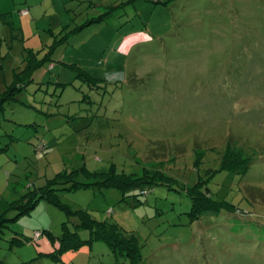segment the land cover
I'll list each match as a JSON object with an SVG mask.
<instances>
[{"label": "rangeland", "instance_id": "374dc122", "mask_svg": "<svg viewBox=\"0 0 264 264\" xmlns=\"http://www.w3.org/2000/svg\"><path fill=\"white\" fill-rule=\"evenodd\" d=\"M3 14L0 200L59 173L65 190L8 213L0 264H131L87 242L83 212L135 237L139 264H264V0H0ZM227 153L245 174L221 170ZM146 171L170 180L97 184ZM206 192L220 206L199 213Z\"/></svg>", "mask_w": 264, "mask_h": 264}, {"label": "trees", "instance_id": "16d2710c", "mask_svg": "<svg viewBox=\"0 0 264 264\" xmlns=\"http://www.w3.org/2000/svg\"><path fill=\"white\" fill-rule=\"evenodd\" d=\"M103 16L104 15H101L96 20H102V19L105 20L106 18H103ZM7 17H8L7 14L0 15V18L2 19H7ZM8 88L10 90L14 89L13 87H8ZM15 95L16 93L12 96L11 100L14 99ZM2 108H3L2 103H0V110ZM222 161L223 162L220 167L221 170L240 171V173L242 174H245L247 172L250 164L252 163L250 159L241 158L238 154L231 155L229 153H227L224 156V158H222ZM98 175L104 176V178H102L97 182V184L100 185L101 187H115L117 189H121L122 192H125L128 189L132 191V189L137 188L141 191V194H145V195L148 194V190L145 189L146 186L153 185L158 181L162 182L163 180L165 181L170 180L166 176H164L162 172L149 173L146 171L143 176L118 175L117 177H115V176H110L106 173H101ZM62 177H63L62 174L59 173L56 175L54 180H48L46 185L34 189H30L24 194H20L18 197L12 199L11 201L8 200L4 201L1 199L0 200V233L3 232L4 228L8 227V223L10 221H14L17 218V217L15 218L8 217L7 215L10 211L18 210L17 216H20L25 213H30V211H32L34 207L42 200L59 203V196L57 195V193L65 190L57 187L58 185H60L61 183L60 179ZM204 183L205 181L200 179L192 187V189L195 191H198L199 189H207L208 186H205ZM73 186H76V184L74 183L71 186V189L75 188ZM145 191L147 193H143ZM16 193L18 192L16 191ZM208 194H209L208 192H206V194L200 193L199 196H195L192 198V200H195L194 209H196L199 213L217 211L218 207L220 206L219 204L212 203L210 201L209 198L210 196ZM222 205L225 208H229L230 206L228 204L224 205V203ZM68 213H72L74 215L75 213H79V211L68 210ZM75 216H77L79 219V222L76 224V226L80 228H87L91 231L90 232L91 238L87 240V242H91L92 240L101 241L104 244H106L115 254L124 255L125 257H127L130 260L131 264H139L140 252L138 245L135 244V237H132L131 239H126L122 236V233L118 230L116 224H110L107 221H97L95 219H92L90 215H88L87 213L83 212L82 214L81 213L75 214ZM37 235L39 237L40 234L36 232V238ZM77 235L78 234L76 233L71 234L72 237L78 238ZM76 241L78 242V244L75 243L76 245H80L82 242V240H76ZM63 247L64 246L62 245L61 251H63L62 249Z\"/></svg>", "mask_w": 264, "mask_h": 264}, {"label": "crops", "instance_id": "0c3cea01", "mask_svg": "<svg viewBox=\"0 0 264 264\" xmlns=\"http://www.w3.org/2000/svg\"><path fill=\"white\" fill-rule=\"evenodd\" d=\"M33 7H34V6H30L29 8H33ZM109 10H110V9H109ZM22 11H23V10H22ZM104 12H105V11H104ZM104 12H103V13H104ZM105 13H106V12H105Z\"/></svg>", "mask_w": 264, "mask_h": 264}, {"label": "built area", "instance_id": "2783aa9c", "mask_svg": "<svg viewBox=\"0 0 264 264\" xmlns=\"http://www.w3.org/2000/svg\"><path fill=\"white\" fill-rule=\"evenodd\" d=\"M155 1L157 2V1H159V0H155ZM143 193H147V192L145 191V192H143ZM37 236H38V235H37Z\"/></svg>", "mask_w": 264, "mask_h": 264}]
</instances>
